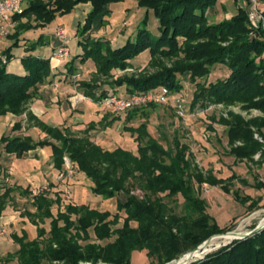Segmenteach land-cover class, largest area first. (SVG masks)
Returning <instances> with one entry per match:
<instances>
[{
    "label": "trees",
    "instance_id": "trees-1",
    "mask_svg": "<svg viewBox=\"0 0 264 264\" xmlns=\"http://www.w3.org/2000/svg\"><path fill=\"white\" fill-rule=\"evenodd\" d=\"M123 1L126 0H32L21 14L13 15L12 23L16 26L8 38L14 43L0 54L7 59L4 63L0 58V117L7 114L23 116L38 86L47 83L51 77L53 54L57 49L46 58L34 54L43 46L42 36L34 42L28 37L29 32L47 27L58 16L72 13L81 4H90L85 23L77 27L82 53L62 69V74L69 78L76 76L80 67L86 64L95 69L91 80L78 84L86 98L101 104L110 96L128 98L163 89L169 95H180L187 80L195 86L191 110L198 106L206 109L216 104L237 103L247 110L260 111L263 116L249 121L235 115H231L230 121L221 120L228 128L229 142L242 143L235 148L238 159L251 158L260 152L263 146L255 140L253 130L264 138V29L261 20L258 23L249 20V5H238L235 16L209 23L208 11L222 0H135L140 8L157 18L159 36L151 34L145 21L139 25L136 36L120 47L112 46L108 39L93 38L91 29L95 18L109 13L111 4ZM261 1L258 10L264 15V0ZM223 42L228 44L222 46ZM19 47L30 52L21 59L24 75L8 71V65L15 58L13 50ZM146 52L150 55L148 65L157 71L114 78V73L132 69V62ZM77 61L80 67H75ZM217 66L228 69L226 78L208 85L199 82L208 79ZM143 111L129 112L127 122L144 116ZM119 120L116 117L104 127L110 128ZM38 126L59 143L51 145L55 168L62 171L64 158L68 157L75 169L93 181L95 194L105 199L117 198L118 213L110 218L109 214L84 205L67 204L66 211L53 218L52 208L61 203L60 197L64 195L53 188L50 193L33 196L36 213L26 212L23 217L30 218L29 222L37 227L38 237L30 240L25 231L22 235H12L19 249L15 254H9L7 261L16 257L19 264H132L133 252L144 251L151 264H170L211 237L231 229L221 228L207 212L206 202L193 184L230 187L225 186L223 180L204 176L196 169L194 174L187 158V145L175 140L173 155L171 149L166 151L150 138L144 123L123 129L138 144L136 153L122 148L106 150L89 137L78 138L43 122ZM12 131L14 137L3 138L0 146L17 158L39 146L50 145L49 140L34 142L32 137L22 135L21 121L14 123ZM146 138L149 139L147 142L144 141ZM261 162L264 163V152ZM1 172L0 167V176ZM135 188L142 192V197L133 194ZM256 188L264 189V185L258 184ZM23 193L31 195L28 189ZM121 193L127 196L125 200L119 199ZM10 194L11 189H8L0 195V218L7 207L3 201ZM51 194L54 199L50 198ZM177 197L184 201L183 214H178L167 202H173ZM235 199L242 206L247 203L246 199L240 200L238 194ZM248 207L251 209V205ZM46 220L51 222L49 235L44 238L47 232L40 224ZM193 264H264V230Z\"/></svg>",
    "mask_w": 264,
    "mask_h": 264
},
{
    "label": "rangeland",
    "instance_id": "rangeland-1",
    "mask_svg": "<svg viewBox=\"0 0 264 264\" xmlns=\"http://www.w3.org/2000/svg\"><path fill=\"white\" fill-rule=\"evenodd\" d=\"M251 1L252 0H242L238 3L234 0L220 1L214 8L208 11L209 23H219L222 20L235 16L238 12V5L239 7H247L249 5L250 8ZM257 1L258 5L262 4L261 0ZM27 3L28 2L26 1L23 4V10L27 8ZM109 10V13L106 15H99L93 21L91 29L93 38L108 39L112 46L120 47L123 46L127 40L133 39L136 36L139 25L145 21L147 22V29L152 35H160L157 18L152 12H147L145 9L140 8L135 0H126L117 4H111ZM262 16L264 18V15ZM85 17H87V14L81 9L64 16H58L50 24L46 32H41L40 30L31 31L29 32L28 37H32L31 41H36L42 33L45 34L46 45L40 46L38 48V53L41 57L46 58L49 57L50 52L53 49H58L63 45V40L57 36L58 28L62 27L70 40V57L61 60L63 64H66L76 56V51L82 53V48L79 46L80 37L77 36V25L79 23L84 24ZM261 21L262 28L264 29V19ZM23 22H25V20H23ZM249 28H252L251 25H249ZM9 32H11V27H9ZM9 44L8 37H4L0 40V54L3 53L5 48L10 46ZM227 44L228 42H223L222 46ZM29 53L30 52L26 51L23 47L16 48L14 50L15 58L9 66L10 71L13 70V68L15 69L20 66V72H22L20 75H24L25 71L22 69L21 59ZM52 60V62H56V60ZM149 61L150 55L146 52L132 62V69L127 70L126 73H114V78H118L123 74H138L141 71L154 73L157 70L148 65ZM75 67H80L78 61L75 63ZM94 72L95 69H93L90 64H86L80 67V71L77 73L75 79H73V77L69 78L65 75V82L76 84V87L73 88L74 92L83 95L78 84L82 81L91 80ZM227 76L228 69L226 67L217 66L213 68L208 79L200 80L199 82L208 85L210 82H214L217 79H224ZM184 86L185 88L180 95L171 93V95H168V98L164 103H147L123 113L112 112L101 104H97L98 107L101 108L100 112L106 113V121H103V119L101 121L104 122L103 124L99 121L94 128L88 130L89 132L77 131L72 135L78 138L89 137L91 141L98 142V145L103 146L106 150L114 151L117 148H122L136 153L138 150V144L134 137H132L130 133L124 132L123 129L125 126L138 127L140 124L144 123L147 126L150 138L158 142V144L166 151L171 149L173 155L175 154V151L173 150L175 140L188 146L187 158L190 163H192L191 169L192 172L194 171V174L196 173V169L204 176H211L217 180H223V184L230 187L226 189L222 185L204 183L202 186H199L196 183L193 184L195 190L198 191L201 198L205 200L208 207L207 212L215 219L218 225L221 228H231L227 232L220 234V236H213L214 238L206 247L207 252L203 253L202 250V256L189 263L193 264L204 260L208 255H212L220 249L230 246L236 241L246 239L227 240L224 237L227 236L228 233L249 234L257 227L264 224V189L259 190L256 188V185L258 184L264 185V163L261 162L262 152H264V138L259 132L253 130L255 132V140L263 146L262 150L251 158L247 157L245 159H238L235 155V148L242 146V143L239 141L233 144L230 143L227 134L228 128L222 125L221 122V120L230 121L231 115L241 116L244 120L249 121L256 117H261L263 114L258 110H247L243 105L237 103L230 105L216 104L209 106L206 109L198 106L196 109L191 110L190 105L195 86L190 84L187 80L184 82ZM178 101H181L184 104L186 110L184 116H181L177 111ZM102 109L105 110L103 111ZM138 109L144 110V116L141 115L140 118L130 123L127 122V114ZM54 117L55 116H52L49 119ZM56 117L58 118L55 120L59 123L64 132L69 130L66 128L82 119L97 120L89 113L83 115L73 114L72 112L67 111V109ZM116 117L120 120L117 121L113 127L106 129L104 125ZM17 120L24 122L25 115L17 118ZM3 123L5 124V119L2 120V124ZM26 124L27 121L23 123V126H26ZM23 133L25 134L26 131ZM5 134H11V128L8 130L7 127L0 126V137ZM29 136H31L36 142H39L42 138H46L47 133L41 128H37L35 130H29ZM147 140L149 139H144L146 142ZM0 151L2 152H0V154H2V165L9 168L13 166L14 172V161L12 159H6L10 155L4 153L3 147L1 146ZM25 162L26 161L22 160L20 163L15 164L16 173L18 175L35 170V168L37 169L39 166L34 160H31L29 165ZM10 182L11 181H8L6 177L0 178V194H3L6 190L10 189V184L12 186V183ZM32 185L35 186L29 187V189L31 188L29 191L31 195H26L19 190H12L10 196L3 201L4 203L6 202L7 209H10V213H16L17 219L14 221V224L12 223L6 227V234L3 236V239L0 238V243L9 241L11 244L12 234L22 235L24 224H28L26 230L29 233L28 238L30 240H35L38 237L37 227L29 222L30 218L28 220V218H24L23 216L26 212H29L32 215L36 213V208L32 199V197L35 196L33 191L45 187L50 188L52 191L54 190V185L41 183L40 181H34L32 182ZM58 185L57 192H60L62 196L63 194L60 190L63 189V186L59 183ZM93 187V181L85 174L79 172L77 168H74V176L70 182V189L72 192L71 200L65 199L64 196L60 197L62 198L61 203L55 204L52 208V217L58 218L60 212L64 213L66 211L67 204H71L74 206H87L99 213L109 214L110 218H112L118 213L117 198L105 199L102 196L95 194ZM132 192L138 197L143 195L142 192L136 188L132 189ZM235 194L239 195L240 200H247L245 206H242L236 201ZM126 197L127 196L124 193L119 195L120 200H125ZM50 198L54 199V195L51 194ZM167 202L178 214H183L184 201L181 197L175 198L173 202L171 200H167ZM249 205H251V209H249ZM50 222L51 220H46L44 223L40 224V227L45 228L47 232V235L44 238H47L49 235ZM91 235L94 236L92 231ZM80 244L84 243L80 242ZM16 250V247H14L13 250L8 248L3 253H0V264H19L20 262L16 257L7 261L8 255L15 254L17 252ZM187 254L188 253L180 256L178 260ZM197 255L198 254L192 257L194 258ZM131 261L132 264H151L144 251L133 252ZM176 261L177 260L170 264H174ZM44 264L49 263L44 262Z\"/></svg>",
    "mask_w": 264,
    "mask_h": 264
},
{
    "label": "crops",
    "instance_id": "crops-1",
    "mask_svg": "<svg viewBox=\"0 0 264 264\" xmlns=\"http://www.w3.org/2000/svg\"><path fill=\"white\" fill-rule=\"evenodd\" d=\"M26 1L28 2L27 5L29 6L30 1H32V0H25L24 3ZM42 1H47V0H42ZM241 6H243V5H241ZM78 9H81L83 12L85 11V14L88 15V12H90L89 10L91 9V5L90 4H81L74 11H76ZM85 19H86V17H85ZM15 25H16L15 23H12V25L10 26L11 27V32H10L11 34L14 33V26ZM78 25H77V27H78ZM49 26L50 25H48L47 27L40 28L38 30H40L41 32H46V30H48ZM40 36H42V42L41 43L43 45H46L45 34L42 33ZM8 40H9L10 46L5 48V50L10 48L14 43V41L12 39L8 38ZM24 49H26V48H24ZM53 50H55V49H53ZM53 50L50 52V55L53 52ZM13 53H14V50H13ZM34 54L40 55L38 53V50ZM79 54H81V53L76 51V56ZM10 64L8 65V71L10 73H13V74L14 73L15 74L16 73H18V74L22 73V72H20L21 71L20 66L18 68H15V69L13 68V70L10 71V69H9ZM64 65L65 64H63L62 61L52 62V74H51L50 79L48 80L47 83L38 86L37 93H35L34 98L31 100V102L27 106V111L24 114L25 115V121H27L26 126H23V123L25 121L22 122L21 120H17V118H20V117H16L13 114H7L3 117H0V126L7 127L8 130L11 128V134H9V135L5 134L4 136L0 137V142L5 137H8V136L14 137V132L12 131V129H13L14 123L17 121L22 122L23 132L26 131L25 134L22 132V135H24V136H29V130H31V129L35 130V129L39 128L38 124L41 122H43L49 126H52V127H57L60 130H62L59 123L55 119L58 118L56 116L61 114V112L66 111V109H67V111H70L73 114L83 115V114L89 113L92 117L97 119L96 121L90 120V119H82L81 121H77L73 125L66 128V129H69L68 131L71 134H74L77 131L89 132L88 130L90 128H94V126L96 124H98L99 121L101 122L104 119L106 113L100 112L101 108H99L97 104L90 101L84 95H81L80 93L74 92L73 88L76 87V84H74L72 82H70V83L65 82L66 77H65V75L62 74V69H63ZM102 110L104 111L105 109H102ZM52 116H55V117L52 119H49ZM29 118H31L32 121H29ZM3 119H5V124L4 123L2 124ZM45 140H49V142H50L49 146H45V147L39 146L36 149L25 154L22 158H17L15 155L8 154L10 156L7 157L6 159L7 160L12 159L14 161V172H13V166L9 168V167H5L2 165V163H1L2 154H0V167L2 168L0 178L6 177V179H8V181H11L10 183H12V186L10 184V187H9L11 189V191L12 190L13 191L19 190L22 193L26 189H28L30 191L31 188L29 189V187L35 186V185H32V182H34V181H40L41 183H46V184L47 183L53 184L54 189L58 190L57 188L59 185L57 182V176H58L60 171L55 168L53 151H52L51 145H59V143H57L53 139H50L48 136H46L45 139L42 138L40 141H45ZM34 142H36V141L34 140ZM1 147H3V146H1ZM43 149H45V150H43ZM3 152L6 153L4 151V149H3ZM22 160L26 161L25 163H27V165H29V162L31 160H34L35 163L37 162L36 164L39 166L37 169L35 168V170L29 171L26 173H21L20 175H18L16 173V165L15 164L20 163V161H22ZM0 195H2V194H0ZM3 213L4 214H2V217L0 218V227H3L6 229V227L11 225L12 223L14 224V221L17 219V216H16L15 212L10 213V209H7V207ZM23 226H24V229H22V230H24L27 234H29L28 231L26 230L28 227V224H24ZM12 235H14V233ZM0 238L3 239V236H0ZM17 246L18 245L13 241L12 236H11V244L9 241L8 242L4 241V242L0 243V253H3L8 248L13 250L14 247H16L17 248L16 251H18L19 246L18 247Z\"/></svg>",
    "mask_w": 264,
    "mask_h": 264
},
{
    "label": "built area",
    "instance_id": "built-area-1",
    "mask_svg": "<svg viewBox=\"0 0 264 264\" xmlns=\"http://www.w3.org/2000/svg\"><path fill=\"white\" fill-rule=\"evenodd\" d=\"M25 0H0V40L4 37L9 36V27L12 25L13 15L21 14L23 10V4ZM263 16L260 14L258 10V1L252 0L249 10V20L251 22H258L263 20ZM57 36L63 40V45L60 46L53 54V59L56 61L65 60L70 57V40L67 37L65 30L61 27L57 30ZM1 60L6 63L7 59L5 56L0 55ZM76 76H73L75 79ZM169 92L166 89H163L158 93H145V94H135L128 98L118 97V96H110L106 98L101 105L106 109L116 112L123 113L126 111H130L136 107H140L144 104L149 103H164L168 98ZM177 111L181 116H184L183 105L180 101H178ZM74 176V167L68 157L64 158V169L59 172L57 176V181L59 184L63 186L62 192L64 197L67 200H71L72 192L70 189V182ZM51 189L48 187L34 190L33 194L35 196H39L41 194H45L50 192ZM134 194V193H133ZM142 197V196H140ZM6 234V229L0 227V236H4Z\"/></svg>",
    "mask_w": 264,
    "mask_h": 264
},
{
    "label": "bare ground",
    "instance_id": "bare-ground-1",
    "mask_svg": "<svg viewBox=\"0 0 264 264\" xmlns=\"http://www.w3.org/2000/svg\"><path fill=\"white\" fill-rule=\"evenodd\" d=\"M262 225H264V224H262ZM239 235L240 234H238V233H234V234H229V235L225 236L224 238L227 239V240H234V239H237L238 237H240ZM206 247L203 248V253L207 252ZM196 254H198V255L195 256L194 258L192 257V255L188 254V255L184 256L183 258H181L179 260V262L178 261L174 262V264H189L192 261H194L196 258H200L202 256L201 252H197ZM196 254H194V255H196Z\"/></svg>",
    "mask_w": 264,
    "mask_h": 264
},
{
    "label": "water",
    "instance_id": "water-1",
    "mask_svg": "<svg viewBox=\"0 0 264 264\" xmlns=\"http://www.w3.org/2000/svg\"><path fill=\"white\" fill-rule=\"evenodd\" d=\"M263 229H264V225H261V226L257 227L255 230H253V231H252L251 233H249V234H240V235H239L240 237H238L237 239H245V238H247V237L253 236V235H255L256 233L261 232ZM229 234H234V233H228V235H229ZM218 236H220V235H218ZM214 237H216V236H214ZM214 237L210 238V239L207 240L205 243H203L201 246H199L198 248L192 250V251H191L190 253H188V254L193 256V255L196 254L197 252H201V251L203 250L204 247L208 246V244L210 243V241H211ZM188 254H187V255H188ZM185 256H186V255H185Z\"/></svg>",
    "mask_w": 264,
    "mask_h": 264
}]
</instances>
